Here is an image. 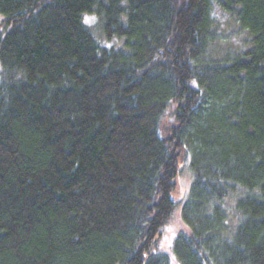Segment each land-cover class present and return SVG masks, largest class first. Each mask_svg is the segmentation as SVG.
Segmentation results:
<instances>
[{"label":"trees","instance_id":"obj_1","mask_svg":"<svg viewBox=\"0 0 264 264\" xmlns=\"http://www.w3.org/2000/svg\"><path fill=\"white\" fill-rule=\"evenodd\" d=\"M212 6L0 0V264H172L181 159L178 263L264 264V0Z\"/></svg>","mask_w":264,"mask_h":264},{"label":"rangeland","instance_id":"obj_2","mask_svg":"<svg viewBox=\"0 0 264 264\" xmlns=\"http://www.w3.org/2000/svg\"><path fill=\"white\" fill-rule=\"evenodd\" d=\"M212 5V15L217 22L218 36L225 40L221 44V49L225 50L229 48L233 51L244 50V47L248 46V33L240 27L234 16L222 10L220 6V0H212ZM83 21L94 30L96 35L103 42L106 43V39L100 31V20L96 14H85L83 16ZM108 43L120 45L122 40L113 38ZM191 181L192 173L189 163L186 159H181L174 192V199L177 202V207L173 213V216L163 228L158 241V251L166 254L172 264H179L172 249V242L175 235L177 234L176 232L187 229L184 222L182 221L180 205L189 193Z\"/></svg>","mask_w":264,"mask_h":264}]
</instances>
